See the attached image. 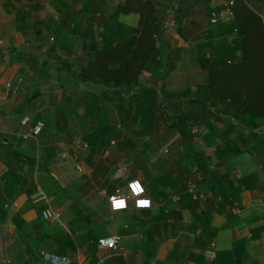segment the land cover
Listing matches in <instances>:
<instances>
[{"label": "crops", "instance_id": "1", "mask_svg": "<svg viewBox=\"0 0 264 264\" xmlns=\"http://www.w3.org/2000/svg\"><path fill=\"white\" fill-rule=\"evenodd\" d=\"M190 1L178 27L186 41L177 24L165 26L162 43H170L169 51L179 49L175 70L165 80L169 92L193 90L207 78L195 61L198 50L192 40L207 34L208 7L217 9L221 0ZM246 1L264 13V0ZM16 27L15 13L0 0V264H50L45 254L69 258L71 264H264L260 137L243 130L227 135L229 128L221 119L210 121V132L200 121L201 143L196 141L199 135L186 142L191 152L211 153L222 137L241 150L232 158L224 156L216 168L213 159L209 169H202L192 156L182 155L180 134L168 122L158 124L153 139L149 133L140 134L135 124L117 123L113 103H103L99 112L94 107L90 116L82 107L61 106L60 117V90L52 92L46 82L37 88L30 81L39 70L28 53L37 51ZM37 90L47 97L43 106L34 101ZM186 108L201 109L198 103L176 98L167 104V114ZM53 109L54 123H46L42 116ZM38 120L44 123L41 132L29 135ZM253 129L258 136L264 133V118L257 119ZM148 142H154L156 150L146 145L143 165H136V153ZM212 170L217 172L211 175ZM219 174L233 180L250 178L244 179L247 188L238 200L218 213L206 201L193 200L221 202V195L209 189L229 193L227 180L218 183ZM134 178L144 185L151 208L129 204L125 210L111 211L108 197L116 190L126 192V183ZM47 208L59 212V220L46 221L42 212ZM109 235L118 237L116 250L97 246L99 238ZM210 250L211 259L206 256Z\"/></svg>", "mask_w": 264, "mask_h": 264}, {"label": "trees", "instance_id": "2", "mask_svg": "<svg viewBox=\"0 0 264 264\" xmlns=\"http://www.w3.org/2000/svg\"><path fill=\"white\" fill-rule=\"evenodd\" d=\"M24 1L32 4L26 8L22 7L23 0H5V7L15 13L17 26L30 29L24 32L34 48L53 39L46 50L39 52L56 61L60 90L57 113L61 112L63 104H68L82 107L84 114L90 116L94 107L99 112L103 103H113L120 112L117 123L135 124L140 134L149 133L151 138L160 122H168L169 127L180 134L182 155L192 156L195 159L192 161L198 162L202 169H209L213 159L217 160L216 168L223 164L224 156L232 158L241 153L237 144L224 137L221 145L208 154L199 149L191 152L189 143L186 145L195 136L191 123L201 121L209 126L211 120L221 119L229 128L227 135L243 130L253 134V138L260 137L264 157V133L258 136L253 132L257 119L264 118V13L246 0H221L215 10L230 8L232 16L215 24L210 23V13L214 9L208 7V32L204 38L195 36L192 40L198 50L195 61L206 70L207 78L193 90L188 88L180 92H169L165 88L166 78L175 70L179 49L171 59L169 44L162 43V38L165 26L174 23L184 39L178 27L186 17L190 0H171L172 4L169 0ZM45 5L53 10V16L49 14L48 17L52 18L57 33L54 29L48 30L46 22L42 24L47 31L40 33L42 21L32 19V11L43 9ZM99 8L107 10L98 14ZM132 13L138 15L135 25L118 20L121 14ZM167 14L172 18H167ZM28 59L35 62L37 56L28 53ZM94 86L98 87V92ZM176 98L198 103L201 109L186 108L180 114L169 116L167 104ZM74 114L77 116L76 110ZM209 131L212 132L211 126ZM200 135H203L201 131ZM137 147L135 144L136 150ZM261 169L264 171V166ZM216 172L212 170L210 174ZM249 178L233 180L228 179L227 174H219L218 183L227 180L229 193L224 196L212 187L209 189L215 196L221 195V202L193 201L196 204L207 202L211 205L209 209L219 213L225 204L230 206L238 200L239 193L247 188L244 179ZM208 213H204V221Z\"/></svg>", "mask_w": 264, "mask_h": 264}, {"label": "rangeland", "instance_id": "3", "mask_svg": "<svg viewBox=\"0 0 264 264\" xmlns=\"http://www.w3.org/2000/svg\"><path fill=\"white\" fill-rule=\"evenodd\" d=\"M5 1V0H4ZM24 2H25V5H22V7L24 6V7H26V8H28V6L29 5H31L32 4V2H26V1H24L23 0V4H24ZM114 4V2H112V5ZM104 9V10H103ZM99 8L98 9V14H102L103 13V11H105V10H107V8ZM109 11H110V9H108ZM33 12V20L34 21H39V22H41V25H42V27H41V29H40V25H39V32L40 33H42V34H45V32L47 31V29L49 30V29H54L53 31L55 32V33H57V30L58 29H56L55 28V24H54V22H53V20H52V18H49L48 17V15L49 14H51L52 16H53V10L49 7V6H47V5H45V7L43 8V9H40V10H36V11H32ZM137 19H138V16L136 15V14H134V13H132V14H121L119 17H118V20H120V21H122V22H125V23H127V24H131V25H135L136 24V22H137ZM45 20V21H44ZM43 22H46V24H47V29L46 28H44V24H42ZM49 25V26H48ZM18 30H20V31H25V32H30V29L28 28V27H25V26H23V25H18L17 27H16ZM59 30H60V28H59ZM32 33V32H31ZM52 36V35H51ZM53 40V39H52ZM52 40H50L49 39V41L46 43V44H44V45H42L41 47H38V48H36L35 47V49H36V56H37V60L34 62L35 64H36V67L38 68V70L39 71H37L36 73H35V76L33 77V80H30V81H32L33 82V85H35L37 88H40V82H46L48 85H52L53 86V89H52V92H54L55 93V90L56 89H58V83H59V81H58V77H57V74H56V61L54 60L55 58L54 57H51V58H45V57H43L41 54H40V50L42 51V50H46L47 49V47H48V45H49V43L51 44V42H52ZM166 40H169V42L171 41V40H173L172 38H170V36H166ZM163 42L165 41L164 40V38H163V40H162ZM167 42V41H166ZM168 42V43H169ZM170 44V43H169ZM26 45H27V42H26ZM30 46H33V44H30ZM78 48V47H77ZM79 49V48H78ZM77 51H80V49L79 50H77ZM169 53L168 54H170V58L171 59H174L173 58V56H174V53H175V51H173V50H170V51H168ZM77 53V52H76ZM75 53V54H76ZM182 58H183V55H182ZM32 67H33V70H34V68H35V66L34 65H32ZM60 77V76H59ZM63 79V78H62ZM30 81L29 80H27V85L29 86V87H31V85H30ZM35 83V84H34ZM38 85H40V86H38ZM60 86V85H59ZM74 87V86H73ZM49 92H51V91H49ZM38 93V90L36 91V92H34V94H33V96L34 95H36ZM52 94V93H51ZM50 96V95H49ZM35 98H37V99H35L34 101H39V102H41V105L44 103V101H46V100H44V98H47V97H44V95H43V93L42 94H39L38 93V96H36ZM56 98V97H55ZM43 106V105H42ZM62 107H65V108H68L69 110H71V107L68 105V104H63V106ZM115 113L117 114V116H120V112L119 111H117V109H115ZM58 114V113H57ZM59 115H60V117H61V113L59 112ZM43 119L45 120V122L46 123H49V124H51V123H54V118L56 117V113H55V111H54V109L53 110H51L50 112H46V114H44L43 116ZM117 121H118V119H117ZM118 123H120L121 124V122H118ZM125 127H127V126H125ZM129 127V126H128ZM151 138V137H150ZM153 138V137H152ZM154 139V138H153ZM146 145L148 146V147H150V150L152 151V149H155L156 150V146L154 145V142H152L151 144H149V142L148 143H145L144 145H143V147L141 148V150L140 151H138L136 154H138V155H140V159L138 160V162H135V164L136 165H143V162H144V160H142V156H144V155H147V153H148V151H149V149L146 147ZM153 152V151H152Z\"/></svg>", "mask_w": 264, "mask_h": 264}, {"label": "built area", "instance_id": "4", "mask_svg": "<svg viewBox=\"0 0 264 264\" xmlns=\"http://www.w3.org/2000/svg\"><path fill=\"white\" fill-rule=\"evenodd\" d=\"M231 16H232V11H231L230 8H226V9H223V10H213L210 13V23L211 24H215V23H217L219 21L227 20ZM43 126H44L43 121L38 120L32 127L29 128L28 134L31 135V136L36 137L41 132ZM191 132L193 134H195L196 136L199 135V137L196 138V141L198 143H201L200 128H199V126L197 124L191 123ZM136 180H139V179L134 178V179L129 180L126 183V192H123V191H120V190H116L115 193L111 194L108 197V206H109V209L111 211H121V210H114L112 208V205L110 203V198L113 197V196H117V197L122 196V197H125L127 199V207L125 209L128 208L129 204H132V206L135 209H148V208H139V207L136 206V200L137 199H144V198L150 199L148 197L146 189H145V187H144V185L142 183L141 184L143 185V187L145 189L144 193L140 197H135V196L132 195L131 190L129 188V184H130V182H133V181H136ZM192 187H193V185H192ZM193 195L196 197L195 194H193ZM151 206H152V202H151ZM149 208H151V207H149ZM125 209H122V210H125ZM42 216L48 222H54V221L59 220V218H60L59 212H57V211H55V210H53L51 208L45 209L42 212ZM110 242H112L111 246H110ZM97 246L99 248H109V249H112V250H116L118 248V237L116 235L103 236V237L98 239ZM206 256L209 257V259H211L213 257L212 251L211 250L208 251L206 253ZM45 258L50 264H71V259L66 258V257L57 256V255H54V254H45Z\"/></svg>", "mask_w": 264, "mask_h": 264}, {"label": "clouds", "instance_id": "5", "mask_svg": "<svg viewBox=\"0 0 264 264\" xmlns=\"http://www.w3.org/2000/svg\"><path fill=\"white\" fill-rule=\"evenodd\" d=\"M129 188L131 190L132 195L135 197H140L145 191L143 185L141 184V182L139 180L130 182ZM110 203H111L112 208L114 210H122V209H125L127 207V199L125 197H122V196L111 197ZM136 206L139 208H149V207H151V200L147 199V198L137 199L136 200ZM111 244H112V242H110V246H111Z\"/></svg>", "mask_w": 264, "mask_h": 264}, {"label": "water", "instance_id": "6", "mask_svg": "<svg viewBox=\"0 0 264 264\" xmlns=\"http://www.w3.org/2000/svg\"><path fill=\"white\" fill-rule=\"evenodd\" d=\"M94 89H95V91H96V92H98V91H99V89H98V87H97V86H94Z\"/></svg>", "mask_w": 264, "mask_h": 264}]
</instances>
